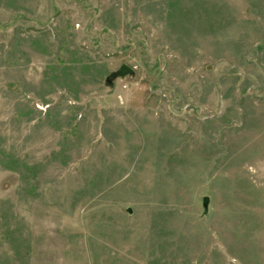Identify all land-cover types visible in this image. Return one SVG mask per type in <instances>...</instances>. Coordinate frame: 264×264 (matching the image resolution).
I'll use <instances>...</instances> for the list:
<instances>
[{"label": "rangeland", "instance_id": "374dc122", "mask_svg": "<svg viewBox=\"0 0 264 264\" xmlns=\"http://www.w3.org/2000/svg\"><path fill=\"white\" fill-rule=\"evenodd\" d=\"M0 264H264V0H0Z\"/></svg>", "mask_w": 264, "mask_h": 264}, {"label": "water", "instance_id": "95a60500", "mask_svg": "<svg viewBox=\"0 0 264 264\" xmlns=\"http://www.w3.org/2000/svg\"><path fill=\"white\" fill-rule=\"evenodd\" d=\"M131 73H132L131 69H129L127 66H122L118 72L111 74V77L112 78H118V77H123L125 75H130ZM207 201H208L207 198L203 199L202 207L204 210L207 209Z\"/></svg>", "mask_w": 264, "mask_h": 264}]
</instances>
